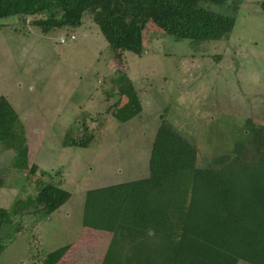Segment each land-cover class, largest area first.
Wrapping results in <instances>:
<instances>
[{
    "label": "rangeland",
    "instance_id": "rangeland-1",
    "mask_svg": "<svg viewBox=\"0 0 264 264\" xmlns=\"http://www.w3.org/2000/svg\"><path fill=\"white\" fill-rule=\"evenodd\" d=\"M199 6L232 18L230 34L220 41L180 40L147 18L141 56L118 57L87 15L79 28L47 34L32 24L39 17L0 20V96L17 113L28 169L36 168L32 177L13 169V154L0 144V209L10 210L16 201L29 208L38 181L70 194L48 217L16 215L1 234L0 264H43L65 246L57 264H101L111 234L83 219L85 195L147 178L162 121L196 146L199 167L245 141L249 120L264 126V0ZM121 76L132 82L142 105L127 123L118 121L126 99L112 107ZM74 121L80 127L75 136L85 129L93 135L90 147H63Z\"/></svg>",
    "mask_w": 264,
    "mask_h": 264
},
{
    "label": "trees",
    "instance_id": "trees-1",
    "mask_svg": "<svg viewBox=\"0 0 264 264\" xmlns=\"http://www.w3.org/2000/svg\"><path fill=\"white\" fill-rule=\"evenodd\" d=\"M225 0H0V20L39 17L32 22L43 34L79 28L87 15L113 53H143V23L147 18L167 35L196 42L220 41L234 20L199 6ZM1 28V25H0ZM112 107L126 106L120 123L138 117L142 105L132 82L120 77ZM110 96V95H109ZM112 97V96H111ZM83 116V115H82ZM77 120V119H76ZM74 121L63 147L88 148L93 135L80 136ZM247 139L197 165V148L162 121L152 144L147 178L88 191L83 219L97 224L111 239L101 264H264V126L249 120ZM0 144L13 154L12 168L28 171L25 131L10 103L0 96ZM46 173H41L45 176ZM3 182L0 178V188ZM28 208L16 201L0 209V255L3 228L17 215L50 216L70 198L57 185L38 181ZM67 247L48 254L43 264H57Z\"/></svg>",
    "mask_w": 264,
    "mask_h": 264
}]
</instances>
